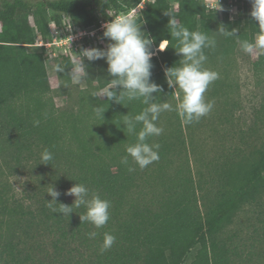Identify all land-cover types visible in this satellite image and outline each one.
<instances>
[{"label": "trees", "instance_id": "16d2710c", "mask_svg": "<svg viewBox=\"0 0 264 264\" xmlns=\"http://www.w3.org/2000/svg\"><path fill=\"white\" fill-rule=\"evenodd\" d=\"M139 1L2 0L0 153L8 154L18 163L35 160L42 166L40 154L44 148H49L54 159L48 165L64 171L63 189L81 182L91 192H97L111 202L110 219L99 229L87 222L82 224L79 214L86 211L83 206L73 208L74 213L70 216L54 213L46 206V199L39 201L37 213L30 207L24 211L20 206L11 209L3 206L2 214L6 218L0 223L2 264H27L31 259V254L20 248L10 224L11 217L19 211L33 218L41 216L40 219L59 235L54 246L61 253L66 250L62 264H231V249L222 242L219 234L232 223L243 204L255 201L264 194V52L260 53L258 59H250L240 50L237 37H217L216 48L204 50L207 61L212 63L229 58L233 52L242 54L244 60H250L251 69L263 88L261 102L254 108L255 122L261 124L260 141L249 144L252 149L245 152L237 147L235 150L237 153L242 151V157L231 162L229 158L224 161L220 186L212 199L199 196V192L204 190L203 185L180 171L165 184L163 193L152 201V206H141L133 197L138 170L129 172L128 166L121 164V158L126 155V146L135 142V137L126 136L121 130L123 125L120 128L117 126L121 115L129 111L136 114L144 106L137 101L126 108L114 101L108 102L107 97L90 96L92 92L102 89L106 80L112 79L105 60L89 62L85 59L90 77L87 79L89 88L82 91L80 107H56L50 94L52 88L46 67L47 49L37 44L39 35L45 42L50 41L53 25H60L64 17L85 28L99 26L96 11L125 13ZM176 1L177 7L168 0H148L136 16L142 22L141 30L154 41L152 80L163 87L160 99H167L168 102L175 100L171 96L174 89L168 87L164 69L179 66L182 57L172 48L175 42L171 41L167 28L171 17L165 14L166 11L173 12L190 30L203 31L209 36H213L221 24L228 30L238 29L236 35L240 40H252L258 31V22L250 15L251 0H238L233 16H230L228 0L220 2L222 11L207 5L204 0ZM163 39L170 40L169 48L163 52L156 51ZM94 48L106 47L98 44ZM60 59L56 58V64L69 68L58 74L69 80L67 75L71 60ZM100 102L109 103V107L106 103L104 105L108 109L103 124L93 117L91 111V106H97ZM36 120L40 122L38 126L34 125ZM159 121L160 118L158 126ZM169 122V128L160 136L149 138V143L160 145V158L187 145L183 122L176 112L169 117ZM129 166H133L131 157ZM60 179L53 178L57 183ZM61 192L58 203L71 206L74 199H66V192ZM51 199L50 196L47 200ZM14 224L22 227L20 222ZM92 231L98 235L89 239L88 233ZM105 232L115 235L117 239L110 249L101 252ZM71 243L75 245L72 247ZM88 249L91 251L85 253Z\"/></svg>", "mask_w": 264, "mask_h": 264}, {"label": "rangeland", "instance_id": "374dc122", "mask_svg": "<svg viewBox=\"0 0 264 264\" xmlns=\"http://www.w3.org/2000/svg\"><path fill=\"white\" fill-rule=\"evenodd\" d=\"M168 1L177 7L176 0ZM1 4L2 0H0V6ZM216 8L219 7L216 6ZM235 9L230 16H233ZM220 11H222L221 8ZM136 12L135 16L141 11ZM113 13V10L104 12L98 10L96 16L97 19L106 21L117 15ZM125 13L122 12L121 15ZM98 24L100 25V22ZM62 25L66 29L81 27L68 17L62 19L60 26ZM103 32L104 28L101 24L95 37L86 36L84 45L78 51L74 48L75 44H72L67 51L58 44L46 47V67L52 88L50 94L53 96L56 107H80L82 91L89 88L87 80L81 85H72L70 80L60 77L54 70L56 58L72 60L84 48H94L98 44L106 47L110 41L103 37ZM41 40L39 35L37 44ZM260 53V51L256 52L250 56V59H258ZM251 66L249 59L244 60L242 54L234 52L229 58L220 59L216 63L206 61L205 67L219 73V79L211 83L205 93L206 100H214L215 105L211 112L198 122L182 123L186 148L181 147V150L178 149L175 153L159 158L144 169H140L132 161V167L138 170L135 175L137 186L133 197L141 206H152V201L163 193L165 184L175 178L179 171L184 175H191L197 184L203 185L204 190L199 192V196L204 195L212 199L217 187L220 186V172L224 161L229 158L228 161L231 162L242 157V151L236 152L237 147L244 149L245 152L252 149V144L259 143L261 124L258 119V122H255L254 108L261 102L263 88L258 84ZM177 94L181 95L179 89ZM169 102L174 104L178 100L175 98L174 101ZM173 114L174 111L161 113L159 126L164 131L169 128V117ZM41 165L39 166L35 160H24L18 163L8 154L0 153V223L3 218H6L2 214L3 206L8 209L20 206L24 211L30 207L37 213L39 201L50 197L46 193L48 185H54L61 194V191L67 193L70 189L62 188L65 186L63 179L65 175L61 168L54 165ZM53 175L55 178L61 177L58 183L53 180ZM64 195L66 199H75L74 196ZM202 203L203 200L200 204ZM7 215L11 216V214ZM40 217L33 218L32 215L20 211L15 213L11 217L10 224L13 225V231L16 233V241L19 242L20 248L31 254L27 264H62L66 250L61 253L54 246V241L59 235ZM33 221H35L34 224ZM15 222H20L22 227L15 225ZM27 222L29 224H26ZM219 238L231 249V264H264V194L255 201L243 204L235 214L232 223L219 234ZM74 245L71 243L72 247ZM90 251L85 250V253ZM0 264H2L1 261Z\"/></svg>", "mask_w": 264, "mask_h": 264}, {"label": "clouds", "instance_id": "9594fccd", "mask_svg": "<svg viewBox=\"0 0 264 264\" xmlns=\"http://www.w3.org/2000/svg\"><path fill=\"white\" fill-rule=\"evenodd\" d=\"M251 3L250 15L258 22V31L252 40L238 39L239 36L236 35L238 29L228 30L223 24L213 32V36L199 30L192 31L180 22L173 12L166 11L165 14L171 17L167 28L171 41L175 42L172 48L182 57L179 66L164 69L168 87L174 89L171 96L178 100L175 106L167 99H160L163 87L152 80L154 41L141 30L142 22L131 12L112 16L114 18L102 26L103 37L110 41L106 48H84L70 61V72L67 77L72 85H81L90 78L85 59L89 62L101 59L106 61L107 72L112 79L106 80V85L99 91L92 92L91 97H107L108 102L114 101L126 108L130 103L137 101L144 106L136 114L129 111L128 114L121 115L119 126L116 124L118 128L124 126L121 130L126 136L135 137V142L126 146V155L121 158V164L128 166L129 172L135 171V168L129 166V157L140 169L159 160L160 145L149 143V138L160 136L164 131L157 124L161 113L174 111L183 123L192 124L213 109L215 101L206 100L205 93L209 85L219 79V73L205 67L208 57L204 50L215 49L217 37H237L240 50L249 56L258 51L264 52V0H251ZM220 8L219 3L217 10ZM169 42V39H163L156 51L163 52L169 48ZM68 68L60 63L54 66L57 73H63ZM177 89L181 95L177 94ZM154 93L156 95H153ZM108 102L91 106L93 117L102 121L101 124L105 123L104 114L109 107ZM105 103L108 105L107 109ZM39 123V120L34 121L35 126ZM53 159L51 150L44 148L40 154V164L48 165ZM46 193L52 198L50 201L46 200V206L54 213L70 216L74 213L73 208L83 206L86 211L79 214L82 224L87 222L97 229L103 228L110 219L111 202L102 198L99 193L91 192L84 183L77 182L65 193L75 197L71 206L58 203L61 193L54 185H48ZM97 235V232L92 231L88 233V238L93 239ZM116 239L115 235L105 232L100 251L110 249Z\"/></svg>", "mask_w": 264, "mask_h": 264}, {"label": "built area", "instance_id": "2783aa9c", "mask_svg": "<svg viewBox=\"0 0 264 264\" xmlns=\"http://www.w3.org/2000/svg\"><path fill=\"white\" fill-rule=\"evenodd\" d=\"M207 5L211 6V7H216L218 6V4L222 1L219 0H204ZM229 1V11L230 13H232L235 9V12L237 11V4L236 2L238 0H228ZM146 0H141L136 6H134L133 8H131L129 11H127L125 14L131 12L134 15L137 13L136 11H140L145 4ZM114 14V13H113ZM119 15H121V13H118ZM117 14V15H118ZM112 19H106V21H103V19H99L100 25L98 27L102 26L110 21ZM98 27H91V28H85V27H74V28H67L62 25H54L53 30H52V38L50 41L45 42L44 40H41L39 42V45H44L45 47H47L48 45H54V44H58L61 47L63 46L65 48V50H70L72 44H75V49L78 51L80 49V47H82V45H84V41L86 36L90 35V37H95L96 32H98ZM103 28V27H102ZM100 29V28H99Z\"/></svg>", "mask_w": 264, "mask_h": 264}]
</instances>
